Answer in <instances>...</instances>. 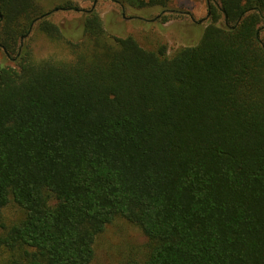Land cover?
<instances>
[{
	"label": "trees",
	"instance_id": "1",
	"mask_svg": "<svg viewBox=\"0 0 264 264\" xmlns=\"http://www.w3.org/2000/svg\"><path fill=\"white\" fill-rule=\"evenodd\" d=\"M112 1L138 24L176 13ZM215 2L169 54L94 9L56 24L42 0H0V223L11 199L24 212L0 236L23 250L8 264H95L117 217L151 242L123 264H264V0ZM36 32L71 58L37 59Z\"/></svg>",
	"mask_w": 264,
	"mask_h": 264
},
{
	"label": "rangeland",
	"instance_id": "2",
	"mask_svg": "<svg viewBox=\"0 0 264 264\" xmlns=\"http://www.w3.org/2000/svg\"><path fill=\"white\" fill-rule=\"evenodd\" d=\"M42 2L47 11L51 13V21L56 24H61L64 20L82 17L84 12L94 9L102 18L105 26H109L108 29L114 31V35H130L148 50H156L160 45H167L169 54L188 43H196V40L197 42L200 40L204 29L211 22L209 6L216 3L215 0H171L170 8L177 14H169L167 16L169 21L163 25L159 24L161 23L158 17L160 14H154L151 19L154 20V23L150 25L148 23L151 20L145 21L143 24L136 23L146 17L140 11L132 13L130 9L123 8L112 0H75V3L83 11L82 13L57 9L63 0H42ZM157 17L158 19L155 20ZM261 39L264 43V30ZM32 44L37 59L71 58L64 46L51 42L38 32L33 34ZM0 57H2L1 54ZM23 217L22 208L11 199L3 210L0 236H4L7 230ZM150 247L151 242L140 227L125 218L117 217L97 237L94 245V263L123 264L132 260L143 261L147 257ZM22 251L19 249L13 252L0 247V264H8L12 258L21 255Z\"/></svg>",
	"mask_w": 264,
	"mask_h": 264
}]
</instances>
